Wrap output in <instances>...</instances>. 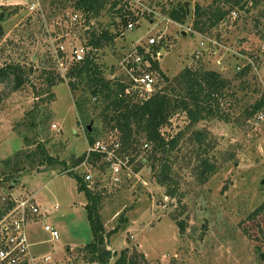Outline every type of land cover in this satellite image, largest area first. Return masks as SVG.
<instances>
[{"label":"rangeland","instance_id":"rangeland-1","mask_svg":"<svg viewBox=\"0 0 264 264\" xmlns=\"http://www.w3.org/2000/svg\"><path fill=\"white\" fill-rule=\"evenodd\" d=\"M75 1L0 0V69L14 65L26 72L9 74L5 82L0 79V172L10 179L6 187L12 199L32 197L41 210L27 225V233L32 255L50 256L43 264H92L82 252L93 240L88 201L72 174L82 173L73 170L85 156L90 137L113 139L106 127V105L95 106L94 99L85 103L89 98L85 84L80 82L74 89L68 78L71 68L61 71L54 58L50 35L55 32L65 37L67 46L84 44L82 27L70 26V31L63 22ZM110 1L96 27L100 23L118 33L120 3H128L138 26L98 52L107 80L118 82L114 77L123 71L121 65L135 44L164 35L159 65L170 80L168 87L184 91L175 79L186 68L215 71L233 84L220 99L221 113L228 115L229 122L210 118L191 124L177 110L162 130L166 137L183 134L168 156L174 197L158 184L152 145L144 149V138L136 150L126 151L137 171L132 180L123 178L122 186L115 187L110 173L102 177L104 199L99 213L106 229L105 247L118 255L128 251L138 264H264V123H258V113L251 114L264 99V0L249 12L241 11L237 21L229 19L208 29L209 36L222 45L217 54L222 67L210 52L200 60L194 58L200 41L189 31L194 5L185 23L171 22L164 13L192 0H126L115 10L112 4L119 0ZM36 2L44 8V18L30 11ZM249 65L251 71L238 77ZM46 71L58 83L51 89L53 101L47 96ZM158 81L164 89L165 81ZM196 132L205 137L202 147L195 142ZM41 149L65 164H43ZM204 159L216 173L203 184ZM11 179L19 181L13 190ZM173 218L185 223L184 233ZM45 225L59 233L58 241H51Z\"/></svg>","mask_w":264,"mask_h":264},{"label":"trees","instance_id":"trees-1","mask_svg":"<svg viewBox=\"0 0 264 264\" xmlns=\"http://www.w3.org/2000/svg\"><path fill=\"white\" fill-rule=\"evenodd\" d=\"M120 1L125 2L126 0L114 1L111 10H115ZM242 1L244 0H213L207 5L196 4L194 6L193 30L199 34L210 35L208 29L219 26L220 24L223 25L225 22L227 24L229 16L233 11L240 10L245 13L249 12L250 6L247 3H242ZM110 2V0H76L74 5H72L71 14L85 16L84 23H77L74 27H82V39L85 46L96 50V53L92 52L93 57L88 58L82 64L73 66L68 72V78L73 81L72 86L74 89L80 82L85 84L89 92V98H86L85 103L94 99L93 101L95 103L93 104L95 106L100 104L106 105L103 112L106 118L107 130L109 133H118L125 153L129 149L136 150L141 145L140 140L143 138L146 143L152 144L151 161L153 170L157 168L159 170L156 180L160 186L167 189L168 196L174 197L176 190L172 186L175 184V181L171 177V165H169L168 156L176 148L183 134H178L180 136L179 138L178 136L171 137L170 135L166 137L162 130L170 125L173 117L172 114L177 110L186 114L191 124H198L210 118L229 122L228 115H222L221 113L220 99H223L225 90L232 87L233 83L212 70H192L191 68H186L175 79L176 83L184 89L183 92L179 93L177 89L168 87L170 80L160 69L159 62H152L153 69L159 74L160 79L165 81L166 87L161 90L158 87L157 92L150 99L142 103H134L131 100L123 98L124 85L105 78L104 71L99 64L98 52L107 46L113 45L118 38L124 36L128 25L130 23H136L138 17L130 11L128 3L124 5L120 3L116 11L119 13L120 19L119 32L111 33L100 23L96 27V22L97 20L99 22L102 11ZM261 2L256 1L253 6H257ZM164 13L167 14L170 20L176 23L186 22L187 10L184 2L178 3L172 10L164 11ZM63 22L66 26H70V17L68 16V20L67 18L63 19ZM61 26L62 23L58 24L57 29L59 31L62 30ZM86 27L87 29H85ZM68 30L73 31L72 29ZM161 47H164V43ZM154 50L157 51L158 48ZM251 68V65L244 68L238 73V77L246 76L251 71ZM12 73L14 75H17V73L21 75L26 74L21 66L8 65L0 69V79L5 82L8 75ZM44 76H46V81L49 86L47 89L48 100L53 101L55 96L51 92V89L58 83L52 73L46 71ZM80 108H82L81 105ZM261 111H264V99L256 103L251 114L255 115ZM80 114L83 115L82 112ZM195 138V142L199 147H202L205 139L204 135L196 132ZM95 142L96 140L90 137V145ZM40 154L42 155L43 164L49 166L59 163L65 164L64 161H60L49 155L45 149H41ZM84 160L85 156L78 159L75 166H79ZM100 161L101 156L95 155L90 162L94 166H97ZM141 164H144L143 159L141 160ZM99 167L103 169V165H99ZM200 167V180L204 184L216 173V168L205 159L201 161ZM72 175L77 180L79 192L85 194L88 201L86 209L93 233V240L84 247L82 252L86 253L89 262L92 264H138L133 257L129 256L128 251H124L118 255L105 247L106 229L99 213L104 199L103 193L100 190L92 191L88 189V184L81 175ZM3 177V174L0 172V191H9L6 186L10 179ZM14 180L11 179V182ZM12 206V204L3 207L0 206V217L4 213L3 209H10ZM262 210L259 209L257 212H261ZM173 220L177 223L180 232L184 233L186 231L185 223L178 221L177 218H173ZM111 234H114V232Z\"/></svg>","mask_w":264,"mask_h":264},{"label":"built area","instance_id":"built-area-1","mask_svg":"<svg viewBox=\"0 0 264 264\" xmlns=\"http://www.w3.org/2000/svg\"><path fill=\"white\" fill-rule=\"evenodd\" d=\"M212 1L192 0L190 3L194 6L196 4L207 5ZM256 1L262 0H244L242 3H247L251 7ZM29 9L32 13L40 14L44 18L43 9L37 2L32 3ZM240 13V10L233 11L229 19L237 21L240 18ZM69 17L71 27L77 23L82 24L85 21V16L81 14H71ZM169 21L172 22L170 19ZM70 26H66V28L70 29ZM137 26L138 24L136 23H130L127 31H132ZM189 31L200 39L198 49L194 54L195 60H200L203 58L204 53L207 52L218 58L220 57L218 53L222 45L217 37L199 34L192 29H189ZM55 33L50 35V40L55 53V61L61 71H68L73 66L84 63L88 58L93 57L92 52L96 53V50L81 43L67 46L63 41L65 37L59 38V34ZM164 39V35L150 37L146 44H135L131 53L126 56L121 65L123 71H121L120 75L114 77L120 84L124 85L123 98L134 103H142L157 92L160 77L153 69L152 62L160 63L162 51L163 49L165 50L164 47H161ZM155 48H158V50L155 51ZM218 58L215 62L219 67H222L220 66L222 61ZM238 70L241 71L242 69L238 68ZM123 75L126 78L124 80ZM256 117L258 123H264V111L259 112ZM54 128H57V126H54ZM110 134H112L113 139L96 141L92 145L89 144L84 162L73 170V172L77 173L82 170V173L78 174L84 178L88 184V189L92 191L103 189L101 187L102 177H107L109 173L110 181L115 187L122 186L123 178L132 180L136 176L134 163L124 153L118 133ZM151 145L150 143H145L143 148L149 149ZM95 155L101 156L99 165H103V169L99 165L94 166L90 162ZM9 204L13 206L10 209H3L4 213L0 217V264L48 263L51 259L50 256L37 257L32 255L31 249L33 245L30 243L27 233V225L35 222L41 214L39 206L32 197L16 200L9 196V191H0V206H8ZM45 231L50 234L51 241L60 239L59 233L53 227L45 225Z\"/></svg>","mask_w":264,"mask_h":264},{"label":"water","instance_id":"water-1","mask_svg":"<svg viewBox=\"0 0 264 264\" xmlns=\"http://www.w3.org/2000/svg\"><path fill=\"white\" fill-rule=\"evenodd\" d=\"M184 6H185L186 10L189 12V11H190V8H191V3H190V2H186V3L184 4ZM185 34H187V33H184V35H185ZM162 52H165V50L163 49ZM35 58H36V57H35ZM17 182H19V181L16 180V181L13 182L12 187L10 188V190H13V188L15 187V184H16Z\"/></svg>","mask_w":264,"mask_h":264}]
</instances>
